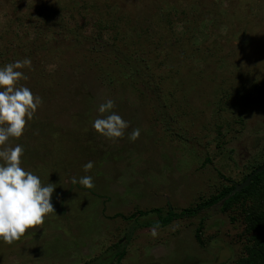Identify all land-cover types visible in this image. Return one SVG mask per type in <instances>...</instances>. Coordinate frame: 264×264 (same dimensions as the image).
Segmentation results:
<instances>
[{"label":"rangeland","instance_id":"obj_1","mask_svg":"<svg viewBox=\"0 0 264 264\" xmlns=\"http://www.w3.org/2000/svg\"><path fill=\"white\" fill-rule=\"evenodd\" d=\"M68 1L0 0V58L7 55L0 64L22 59L21 50L31 65L21 69L27 79L19 84L42 98L22 136L7 143L21 144L22 167L56 186L54 211L41 225L11 244L0 241V264H113L121 250L119 264H233L249 237L239 209L221 211L220 200L165 225L159 217L197 207L264 158V0H201L205 17L190 23L200 6L191 0H124L143 24L165 3L186 8L173 28L188 26L185 50L197 45L198 52L173 58L177 70L162 74L163 89L156 74L142 82L134 58L123 67L89 59L105 65L101 72L82 60L83 49L53 45L59 39L47 27L60 26ZM39 16L47 18L44 26L31 27ZM94 44L112 58L104 39ZM109 98L129 124L120 138L92 127ZM134 128L140 135L131 140ZM87 161L93 167L85 172ZM83 175L92 176L93 187L72 182Z\"/></svg>","mask_w":264,"mask_h":264},{"label":"trees","instance_id":"obj_2","mask_svg":"<svg viewBox=\"0 0 264 264\" xmlns=\"http://www.w3.org/2000/svg\"><path fill=\"white\" fill-rule=\"evenodd\" d=\"M191 2L190 6H198L201 0H191ZM32 3L27 5H34L37 9H41L39 3L37 5ZM66 3L69 4L68 7L70 8L66 15L61 17L60 26L48 25L47 28L52 34L58 36L57 38L59 40L55 41L53 45L59 46L60 49L70 48L74 54L79 53L80 49H83L80 55L86 63L91 62L89 59L95 58L98 61L103 59L105 65L112 63V66L117 65L123 67L125 64L124 61L129 60V58H134L135 66H132L133 71L143 73L142 82L145 80L148 81L150 76L156 74L158 78L156 86L159 89H163L164 87L161 85L166 76L164 75L162 77V74L175 73L177 70L171 65L173 58H178L181 55L185 59L198 52L197 45L191 46V52L185 50L186 46L189 45L188 39L185 38L189 28L187 26L188 24L184 25L185 27L187 26V29H184L182 33L173 28L174 23L184 20L187 14L186 8H181L180 4L178 6H172L165 3L159 6L156 10L157 12L152 14L151 20L149 19L150 21L147 24H143V18H136L124 0H75V2L69 0ZM13 5L18 6L19 3L13 2ZM201 6L196 7L192 11V15L190 14L191 18L187 19V23L205 17L204 12L200 9ZM173 9L178 11L176 15L172 12ZM208 15H210L209 12ZM43 17L45 18V16H39V21L35 24L31 23V27L36 26L40 28L47 19H43ZM4 27L7 28V25ZM86 28H88L87 31H85ZM2 33L6 34L8 32L2 31ZM106 33L107 37H104ZM15 36L21 37V35ZM101 39H104L113 50V52H109L112 58L108 59L107 51L101 53L102 50L92 47L97 40ZM169 39H173L176 45H171ZM179 40L180 42H177ZM85 44L89 45L90 48L87 46L85 48ZM210 48L213 49V47H209L208 49ZM66 52L64 55H66ZM2 53L4 52L2 51ZM18 54L23 58L21 50H19ZM56 54L61 55V52L58 50ZM6 58L7 55L3 54L0 62L6 60ZM65 59L69 60V57L65 56ZM98 61L91 62L87 65L93 66L96 63V69L98 71H106L104 70L106 68L105 65L103 66ZM168 62L170 63L168 64ZM38 65L41 66L40 63ZM110 79L113 78L110 77ZM160 79L162 81L159 83ZM136 81L137 83L140 82L138 79L133 80V86L135 89H139V86L135 84ZM259 88L261 91V100L264 101V82L260 84ZM263 162L264 158L260 162L252 165L249 171L244 174L242 180ZM233 185L234 182L222 185L216 193L211 194L207 199L200 202L197 207H186L180 212L168 209L165 215L159 217L160 223L165 225L185 213L191 215L200 207H206L222 200L220 206L221 211L239 209L243 213L244 229L249 233V237L246 238L247 241L243 246V254L238 256L233 264H264V169L253 174L250 183L239 192L231 193ZM152 209L144 211L148 212L152 211ZM157 209L155 208L154 210ZM138 212L139 214L143 213L140 210ZM199 229L200 224L195 230V238L200 242ZM123 253L122 250L117 252L113 264H119Z\"/></svg>","mask_w":264,"mask_h":264},{"label":"clouds","instance_id":"obj_3","mask_svg":"<svg viewBox=\"0 0 264 264\" xmlns=\"http://www.w3.org/2000/svg\"><path fill=\"white\" fill-rule=\"evenodd\" d=\"M30 65L28 57L0 65V241L7 244L19 240L26 230L41 225L45 216L54 211L52 194L56 186L51 182L42 183L37 174L22 167L21 144L7 143L10 138L22 136L27 121L42 103L39 95L19 84L21 79H27L21 69ZM113 108L114 101L105 99L97 107L100 115L92 121L93 129L108 139L122 137L129 126ZM139 135L140 129L134 128L129 139L135 140ZM82 167L87 172L93 162L87 161ZM72 182L93 187L90 175L73 177ZM151 235H157L155 227Z\"/></svg>","mask_w":264,"mask_h":264},{"label":"water","instance_id":"obj_4","mask_svg":"<svg viewBox=\"0 0 264 264\" xmlns=\"http://www.w3.org/2000/svg\"><path fill=\"white\" fill-rule=\"evenodd\" d=\"M262 169H264V162L250 172L241 182H234L231 193L239 192L243 187L247 186L251 181L252 175L260 172Z\"/></svg>","mask_w":264,"mask_h":264}]
</instances>
